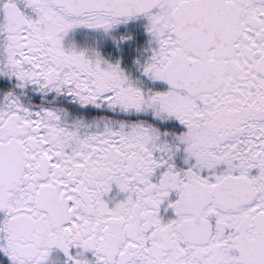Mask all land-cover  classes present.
Wrapping results in <instances>:
<instances>
[{"label": "snow or ice", "instance_id": "6c2138e0", "mask_svg": "<svg viewBox=\"0 0 264 264\" xmlns=\"http://www.w3.org/2000/svg\"><path fill=\"white\" fill-rule=\"evenodd\" d=\"M0 264H264V0H0Z\"/></svg>", "mask_w": 264, "mask_h": 264}]
</instances>
